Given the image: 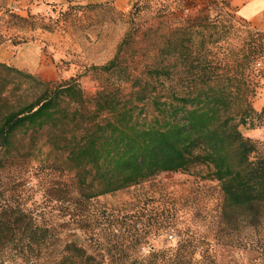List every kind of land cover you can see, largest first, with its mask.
<instances>
[{
    "label": "trees",
    "instance_id": "1",
    "mask_svg": "<svg viewBox=\"0 0 264 264\" xmlns=\"http://www.w3.org/2000/svg\"><path fill=\"white\" fill-rule=\"evenodd\" d=\"M192 1L160 3L159 23L145 27L157 36V52L143 71L134 75L121 67L130 33L100 67L123 72L131 82L128 94L111 87L87 96L77 78L47 81L0 63V264L236 263L228 249L196 240L188 228L175 245L152 246L142 254L150 236L176 225L177 217L164 210L151 211L146 220L141 213L120 219L90 211V202L101 195L162 172L203 166L205 177L219 182L226 226L242 218L257 228L264 220V150L241 129L264 113V107L258 111L252 104L264 31L236 28L230 20L228 27L208 22L200 18L208 13L193 12ZM185 10L190 12L184 16ZM226 14L222 9L219 15ZM10 22L30 20L14 12L0 15V44ZM232 27L247 35L239 36L238 47H224ZM27 91L34 92L31 99ZM57 155L65 158L63 165ZM43 173L72 174L45 190L46 202H67L68 221L59 222L32 197L27 184ZM255 264H264V256Z\"/></svg>",
    "mask_w": 264,
    "mask_h": 264
},
{
    "label": "rangeland",
    "instance_id": "2",
    "mask_svg": "<svg viewBox=\"0 0 264 264\" xmlns=\"http://www.w3.org/2000/svg\"><path fill=\"white\" fill-rule=\"evenodd\" d=\"M163 1L128 0L125 5H116L112 1L94 5L86 0H0V15L14 12L30 20L24 25L6 23L7 38L0 44V63L47 81L64 82L77 78L87 96L111 87H119L128 94L131 82L123 79V72L119 69L105 72L100 67L116 55L128 33L131 38L121 50V67L137 75L143 71L144 65L153 61L157 52V36L152 31H146L145 27L159 23L157 12ZM222 1L194 0L190 2V7L193 12L202 9L208 13L200 16L208 22L217 20L228 27L232 21L236 28L254 29L238 15L235 4L227 0L229 6H226ZM222 9L229 15L221 17ZM188 12L185 10L182 15ZM224 19L228 21H222ZM230 30V44H224V47H238L239 36L243 38L247 34L241 30L235 32L234 27ZM257 67L260 72H254L253 77L259 84L252 104L261 111L264 107V60ZM248 72L252 73L251 70ZM169 83L164 86L165 89ZM27 92L31 99L34 92ZM146 109L149 114L154 112L150 102ZM241 129L245 136L256 140L264 150V113L253 125L246 124ZM57 156L58 162L63 165L65 158ZM30 165L35 166L34 163ZM207 172L208 168L203 166L187 173L162 172L139 185L93 199L90 211L112 213L119 215L120 219L125 214L141 213L144 214L143 220L150 216L151 211L164 210L166 214H174L176 225L150 236L142 247L144 255L152 246L161 249L166 245H175L181 238V230L188 228V234L196 240L210 242L219 250L223 247L228 249L226 253L235 264H255L258 256H264V220L257 228L242 218L240 222L234 221L226 226L220 218L223 193L218 181L205 177ZM71 176V173H64L61 178L44 173L41 176L34 174L27 184L34 190L32 197L42 202L48 213L56 215L61 223L68 221L70 216L67 214V202L56 199L46 202L48 196L45 190L53 181L65 182ZM6 180H9V175Z\"/></svg>",
    "mask_w": 264,
    "mask_h": 264
},
{
    "label": "crops",
    "instance_id": "3",
    "mask_svg": "<svg viewBox=\"0 0 264 264\" xmlns=\"http://www.w3.org/2000/svg\"><path fill=\"white\" fill-rule=\"evenodd\" d=\"M112 1L116 5H125L128 0H86L96 4ZM237 7L238 15L254 28L264 31V0H230Z\"/></svg>",
    "mask_w": 264,
    "mask_h": 264
}]
</instances>
